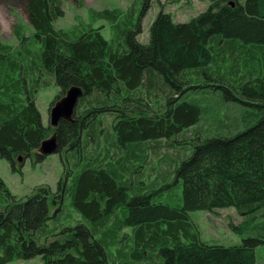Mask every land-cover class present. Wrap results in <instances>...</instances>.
Wrapping results in <instances>:
<instances>
[{
  "label": "trees",
  "instance_id": "1",
  "mask_svg": "<svg viewBox=\"0 0 264 264\" xmlns=\"http://www.w3.org/2000/svg\"><path fill=\"white\" fill-rule=\"evenodd\" d=\"M154 2L142 0L137 24L118 10H89L109 19V41L93 25L57 29L64 0H27L34 34L17 27V46L0 42V157L13 166L52 132L66 149L71 180L52 199L43 188L22 201L0 178V264L35 257L43 264H257L264 245V0L213 1L184 23L161 10L142 43L141 21ZM53 82L61 95L79 86L84 96L74 122L51 130L36 96ZM160 86L168 93L156 110ZM211 93L243 106L241 117L214 115L202 100ZM105 113L113 115L109 131L99 118ZM189 141L188 158L145 182L134 164L147 165V144L172 154L175 143ZM172 175L182 186L175 200L161 193ZM67 196L85 223L62 222ZM225 208L242 216L231 227L243 243L201 241L189 213Z\"/></svg>",
  "mask_w": 264,
  "mask_h": 264
},
{
  "label": "rangeland",
  "instance_id": "2",
  "mask_svg": "<svg viewBox=\"0 0 264 264\" xmlns=\"http://www.w3.org/2000/svg\"><path fill=\"white\" fill-rule=\"evenodd\" d=\"M27 0H0V42L12 46H17L19 40L15 36L17 27H21L25 37H30L34 34L33 29L28 21V16L25 10ZM213 1L221 0H155L152 8L141 21L142 32L138 36V40L142 43L149 42L150 26L161 10L170 13L175 22L184 23L197 17L201 13L208 10ZM64 0L63 11L64 15L57 23L56 28L61 30H73L76 28L83 29L89 25L96 28H102V34L107 40H111L113 33L111 24L108 18L96 19L91 16L89 10L98 12L106 9L118 10L122 14V18L127 21H132L137 24L140 19L142 10V0ZM243 4L245 0H232ZM130 14V15H129ZM129 15V16H128ZM127 17V18H126ZM155 95L154 108L158 110L159 105L164 103L168 87L160 86L153 90ZM66 93L61 95V89L53 82L48 86L42 85L37 96L36 106L39 109L42 117V123L46 128L53 127L50 124V112L54 105L61 100ZM203 104L208 105L214 115L217 113L219 118L228 119L229 117H241V112L238 113L243 106L234 102H226L223 97L217 94H208L202 98ZM106 131L107 125H111L113 115L105 113L99 117ZM208 126V124H207ZM194 129V128H193ZM243 130V129H242ZM192 131V129H191ZM54 133H49L46 140L54 137ZM176 138H174L175 140ZM182 138L181 140H183ZM163 140V144H165ZM152 144H147L148 162L144 165L142 160L135 163L138 171H144L146 177L145 182H152L159 175L156 172L167 170L166 163L174 161L176 166H179L182 161L188 158L194 151V142L189 141L187 145L183 143H175L172 148L173 153L169 150L162 152L160 147L151 148ZM65 150L63 149L57 154L48 157H38V151H33L29 157L19 156L16 158L12 166L9 161L0 157V178L6 185L10 193L17 200L25 201L29 196L39 189H47L51 192L52 199L56 195L61 194V189L64 183L70 180L67 178V167L64 165L66 159ZM178 156V159L173 160V155ZM21 158V161L19 159ZM177 158V157H174ZM167 161V162H166ZM140 166V168L138 167ZM152 175V176H151ZM159 177V176H158ZM160 178H162L160 176ZM165 180V181H164ZM71 181V180H70ZM161 182L163 186L164 197L169 199H177L182 196V186L175 182L174 176L165 177ZM165 186V187H164ZM69 196L64 199L63 213H58L60 219L65 225H76L85 223L86 221L78 214L70 205ZM57 205L52 200L50 201V214L56 215ZM191 221L199 233L201 241L210 245L234 246L241 245L242 237L238 235L231 227L232 224H238L242 221V216L235 208L217 209L209 211H194L189 213ZM51 226L54 221H50ZM127 232H131V228H127ZM114 253L115 248H110ZM257 264H264V245L256 249ZM9 264H43L41 257H35L29 260H16Z\"/></svg>",
  "mask_w": 264,
  "mask_h": 264
},
{
  "label": "water",
  "instance_id": "3",
  "mask_svg": "<svg viewBox=\"0 0 264 264\" xmlns=\"http://www.w3.org/2000/svg\"><path fill=\"white\" fill-rule=\"evenodd\" d=\"M84 96L82 87L73 86L66 91L65 96L59 100L50 112V124L53 128H58L62 121L74 122V117L81 98ZM60 152L58 139L54 137L44 140L39 149V154L48 157ZM21 161V158L19 159Z\"/></svg>",
  "mask_w": 264,
  "mask_h": 264
}]
</instances>
